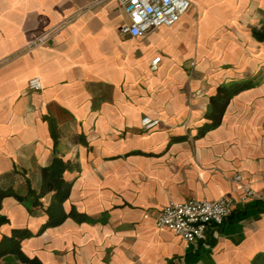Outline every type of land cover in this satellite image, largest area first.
<instances>
[{"label": "crops", "instance_id": "obj_1", "mask_svg": "<svg viewBox=\"0 0 264 264\" xmlns=\"http://www.w3.org/2000/svg\"><path fill=\"white\" fill-rule=\"evenodd\" d=\"M191 1L172 26L133 37L118 0H0V187L24 199L2 200L0 241L29 229L21 250L38 264H264V41L252 32L264 0ZM34 76L43 88L29 91ZM234 80L252 85L201 134ZM145 115L158 126L143 130ZM57 161L69 215L40 231L56 194H41L42 170ZM223 195L233 211L204 241L156 224L170 200Z\"/></svg>", "mask_w": 264, "mask_h": 264}, {"label": "built area", "instance_id": "obj_2", "mask_svg": "<svg viewBox=\"0 0 264 264\" xmlns=\"http://www.w3.org/2000/svg\"><path fill=\"white\" fill-rule=\"evenodd\" d=\"M118 4L129 16V22L121 26V31L133 37L143 36L160 26H172L192 7L191 0H118ZM160 60L161 56L152 60L153 71L158 69ZM42 88L43 83L39 76L29 79V91ZM159 123V118L149 115L141 119V127L146 131L153 130ZM234 179L241 183L242 175L237 173ZM241 188L242 199L255 195L250 185L241 184ZM234 206L235 198L232 195H223L216 199L170 200L158 214L156 224L160 228L173 230L191 246L197 241L206 240L210 227L222 225L231 215Z\"/></svg>", "mask_w": 264, "mask_h": 264}, {"label": "trees", "instance_id": "obj_3", "mask_svg": "<svg viewBox=\"0 0 264 264\" xmlns=\"http://www.w3.org/2000/svg\"><path fill=\"white\" fill-rule=\"evenodd\" d=\"M252 32L257 39L264 41V23L261 27H254ZM251 85V82H246L245 80H234L220 85L216 94L211 97L210 110L207 113L209 122L203 126L200 133L202 134L205 131L218 126L232 95L242 89L250 87ZM64 168L65 164L57 161L54 165L46 167L42 170L43 181L41 194L53 189H55L56 194L54 196L53 203L48 207V221L43 225L40 231L48 226L61 223L69 215L64 211L63 201L69 195L71 183L62 178ZM13 194L17 195L20 200H24L23 197L14 192L12 188L0 187V226L8 220L1 212L2 200L4 197ZM32 234L33 233L27 228L13 229L11 235H4L0 241V255L13 253L29 264H38L37 260L27 257L21 250V240L25 237L31 236Z\"/></svg>", "mask_w": 264, "mask_h": 264}]
</instances>
